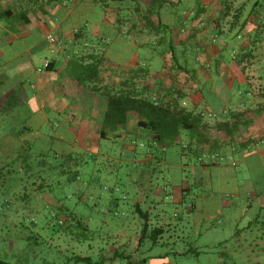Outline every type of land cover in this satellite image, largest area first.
<instances>
[{"label":"crops","instance_id":"obj_1","mask_svg":"<svg viewBox=\"0 0 264 264\" xmlns=\"http://www.w3.org/2000/svg\"><path fill=\"white\" fill-rule=\"evenodd\" d=\"M49 35L62 44L49 43ZM127 89L200 113L205 126L200 142L183 133L187 145L174 144L208 158L194 166L201 193L187 199L192 191L181 180L179 191L158 203L140 187L147 228L160 232L153 245H176L184 232L199 236L215 199L224 220L219 260L264 264V0H0V140L9 144L3 152L16 154L25 116L45 121L50 113L72 124L80 149L90 150L88 125L101 123L108 93ZM61 137L51 144L63 146ZM178 162V169L188 166ZM214 179L223 197L205 188ZM127 243L94 247L103 264H118L109 257ZM141 259L134 264H147Z\"/></svg>","mask_w":264,"mask_h":264},{"label":"rangeland","instance_id":"obj_2","mask_svg":"<svg viewBox=\"0 0 264 264\" xmlns=\"http://www.w3.org/2000/svg\"><path fill=\"white\" fill-rule=\"evenodd\" d=\"M25 119L29 130L23 134L29 133L30 137L26 138L25 149L17 152L32 159L31 177L25 176L22 165L29 164L24 162L14 165L13 174L18 183L22 177L21 182L27 188L20 183L8 186L7 181L0 180V260L7 264H87L75 262L74 257L80 254L96 261L100 256L95 247L127 241L129 246L139 235L142 219L135 204L140 206V187L144 196L158 203L169 201L179 191L181 180L192 191L184 196L187 199L201 193V188L194 186L200 175L194 166L200 159H208L206 155L198 160L188 153L189 149L181 150V146L174 144L163 150L150 140L148 130L136 127L130 120L119 132H107L105 137L100 136L101 123H90L87 136H94V140L85 139L90 150L83 151L79 136L69 130L72 124H65L63 116L50 113L45 121L38 115ZM22 125L18 122L17 129ZM85 127L80 124L82 132ZM57 134H61L59 141L63 146L51 144ZM183 144L187 142L183 140ZM178 161L188 166L178 169ZM205 188L223 197L215 179ZM24 192L25 199L18 196ZM214 202L215 199L209 205L210 210L214 207L213 217L203 220L199 236L184 232L180 236L185 241L169 247L153 245L152 239L145 237L137 250L134 245L126 251L120 247L119 251L131 254L134 260L147 258V264H233L227 256L219 260L222 249L215 243L221 237L219 222L224 220L220 219ZM147 206L143 204L141 209ZM222 214L226 218L231 215L228 210H222ZM197 239L211 240L213 245L201 246ZM191 247L197 248V253L183 256L175 253L189 251ZM160 254L165 258L157 259ZM116 263L131 264L124 258Z\"/></svg>","mask_w":264,"mask_h":264},{"label":"trees","instance_id":"obj_3","mask_svg":"<svg viewBox=\"0 0 264 264\" xmlns=\"http://www.w3.org/2000/svg\"><path fill=\"white\" fill-rule=\"evenodd\" d=\"M62 44V43H61ZM48 66V63L46 67ZM130 118L134 119L133 124L136 127L144 130H148L149 138L153 143H156L162 148H166L173 144H182V134L189 133L194 134L196 141H201V132L204 130L205 126L201 121V114L194 113L192 111H187L183 107H179L178 104L173 102H159L154 101L149 98L138 96L133 93L132 90H120L113 91L108 93L106 97V108L101 120V134L100 136L105 137L108 135L107 132L117 133L120 129L124 128L129 122ZM9 124L2 123L1 131L8 130ZM29 130L25 125H22L21 129L16 130L17 142L16 147L13 151L16 154H9L3 152V146H9L6 140H0V180L7 181L8 186L10 184H22L16 182V177L14 176V165L21 163L29 164L28 167L22 165L24 168L25 176L31 177L30 164L32 159L27 154H19L20 151L25 149L26 141L21 140V135ZM12 131V130H11ZM183 148V147H182ZM188 149V148H187ZM19 150V152H17ZM219 156V155H218ZM213 155V160L219 161V156ZM69 156H66V158ZM45 163L42 161L41 165L44 167ZM31 183L34 184V181ZM23 185V184H22ZM38 187H41V184H38ZM22 188L26 189L25 184ZM9 190H6L8 193ZM26 192L23 196L19 194L18 196L25 199ZM17 196V197H18ZM135 211L140 215V218L144 221L142 222L139 235L136 237L134 245V250L141 245L142 240L145 237H150L152 241L156 242L158 236L160 235L159 228H152L148 230L146 224L147 221V212L142 210L139 204H135ZM80 222L77 221L75 224L77 227L80 225ZM153 244V242H152ZM125 259L128 263H140L145 262V259L134 260L132 255L125 253L124 250L119 251V247L115 248L112 253V256L109 257V260H118ZM76 263L84 262L87 264H103L105 261L104 257L93 261L89 256H80L76 255L74 257ZM0 264H7L5 261L0 260Z\"/></svg>","mask_w":264,"mask_h":264},{"label":"built area","instance_id":"obj_4","mask_svg":"<svg viewBox=\"0 0 264 264\" xmlns=\"http://www.w3.org/2000/svg\"><path fill=\"white\" fill-rule=\"evenodd\" d=\"M47 40H48V42L49 43H51V44H55V43H57V44H61L62 43V39L61 38H56V37H53V36H51V35H49V36H47ZM47 61L45 62V66L47 65Z\"/></svg>","mask_w":264,"mask_h":264}]
</instances>
